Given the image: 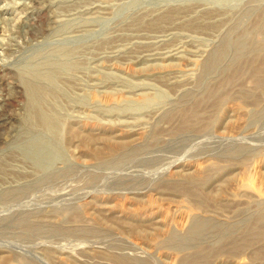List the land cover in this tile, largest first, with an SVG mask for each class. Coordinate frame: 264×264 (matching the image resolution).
Listing matches in <instances>:
<instances>
[{"label":"rangeland","instance_id":"rangeland-1","mask_svg":"<svg viewBox=\"0 0 264 264\" xmlns=\"http://www.w3.org/2000/svg\"><path fill=\"white\" fill-rule=\"evenodd\" d=\"M0 264H264V0H0Z\"/></svg>","mask_w":264,"mask_h":264},{"label":"bare ground","instance_id":"bare-ground-1","mask_svg":"<svg viewBox=\"0 0 264 264\" xmlns=\"http://www.w3.org/2000/svg\"><path fill=\"white\" fill-rule=\"evenodd\" d=\"M251 62V61H250ZM249 63V62H248Z\"/></svg>","mask_w":264,"mask_h":264}]
</instances>
